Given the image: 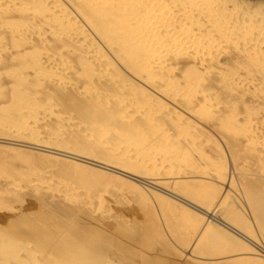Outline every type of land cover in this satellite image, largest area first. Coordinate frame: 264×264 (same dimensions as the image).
Returning a JSON list of instances; mask_svg holds the SVG:
<instances>
[{
    "label": "bare ground",
    "instance_id": "6f19581e",
    "mask_svg": "<svg viewBox=\"0 0 264 264\" xmlns=\"http://www.w3.org/2000/svg\"><path fill=\"white\" fill-rule=\"evenodd\" d=\"M32 41L62 45L65 49L61 51L68 58L69 54L76 56L79 76L74 82L61 81L59 86L74 91L85 102L88 114L94 116L91 120L83 118L84 122H80L77 118L69 121L62 113L39 108L37 104H34L36 107L30 105L33 107L30 110L29 104H33V99L43 91L40 92L39 88L47 80L52 81L48 76L49 67L56 64L63 71L67 68L72 70L71 64L63 56L60 57L61 51L57 58H52L47 52L35 48ZM3 57L12 58V64L15 60L24 59L36 65L29 66L28 63L19 66L20 69L15 68L4 79L8 80L6 85H2L3 79L0 80V88L6 86L5 91L11 93L9 103L7 100L1 102L0 109L18 115L15 120L0 118V131L6 135L25 139L28 144L45 152L115 169L153 191L160 188L170 195L173 192L163 189L160 184L168 179L186 177L188 180V177H193L188 167L191 164L187 162H194V159L199 160L198 164H206L207 168L200 164L206 169L203 179L220 183L218 180L222 172L218 170L219 167L213 168L203 160L201 150L206 144L205 140L195 143L193 138L198 137V133L196 136L194 134L198 130L197 125L209 122L208 125L216 128L222 143L230 140L244 146L243 149L255 161L253 163L251 159L254 170L260 172L264 179V6L261 3L244 0H0V59ZM29 80L35 81L39 88L30 85ZM222 100H229V107H223ZM188 118L193 122H189ZM48 124L77 130L90 142L105 148L114 159L136 162L154 172L162 168L167 171L176 168L173 169L176 170L174 178L135 174L115 162H103L96 157L91 158V155L52 147L53 144L47 142L44 133L42 135L40 132ZM116 137L120 140L112 142ZM131 139L138 141L139 150H136L137 147L135 151L127 148L129 144L126 142ZM236 164L235 168L239 166V163ZM8 178L6 181L0 178L1 189L9 186L8 193L4 194L6 200L12 201L15 195L41 185L37 186L35 180L34 183L28 178ZM235 180L237 182L238 178L235 177ZM230 181L229 175L226 184L221 183L225 186L222 194L206 201L204 207L182 196L173 197L174 193L170 196L206 217V223L199 233L208 228L211 220L220 221L223 227L264 253L263 235L261 237L258 232L247 235L229 220L226 219L227 222L216 217L226 200L235 204L236 208L240 207L238 200L241 195L238 196L235 191L236 197L232 196ZM56 183L58 185V181ZM239 186L242 189L243 185ZM213 189L218 192L215 187ZM258 189L250 188L247 191L251 190L248 197L250 195V200L258 208V225L264 229V187ZM64 191L44 192L37 207L41 209L46 204L54 203L73 207L74 200L79 198L72 200V195H66ZM115 192H112V199ZM93 195L91 197L94 199ZM82 199L79 200L81 204ZM52 212L51 217H56ZM199 236L197 234L196 237L199 239ZM257 241L263 248L257 246Z\"/></svg>",
    "mask_w": 264,
    "mask_h": 264
},
{
    "label": "rangeland",
    "instance_id": "374dc122",
    "mask_svg": "<svg viewBox=\"0 0 264 264\" xmlns=\"http://www.w3.org/2000/svg\"><path fill=\"white\" fill-rule=\"evenodd\" d=\"M244 1L261 3L264 6V0ZM32 43L41 52H47L52 55V58H57V54H60L61 50L65 49L59 44L48 43L47 45L45 43L44 45L35 41H32ZM62 56L65 61L69 62V65L71 64L70 66L74 71L69 68L63 71L54 64L55 66L53 65V67L47 69L50 73L48 76L58 84L47 80L50 84H47L46 81L41 86L42 88H39L35 81L29 80L30 85H36L33 86L34 88H39L40 92L43 90L33 99L34 103L31 101L33 104L30 103L29 106L34 107L37 104V107L40 105L39 108L44 107L45 109L49 108L48 110L51 111L60 112L69 121L77 118L80 122H84V119L88 121L94 116H91L90 113L88 114L86 107H84L85 102L74 91L73 93L72 90L70 91L63 85L62 87L59 86L61 81L74 82L79 76L76 68V56L74 58L72 54H69L68 58V55L63 52L60 57L62 58ZM28 63L29 66H36L34 62L32 64L31 61L24 59L21 61L15 60L12 64V58H1L0 80L3 79V82L0 81L3 83L1 84L6 85L8 80L4 81V79H7L16 69H20L21 67L19 66L23 67L28 65ZM53 76L56 77L54 78ZM5 87L1 86L0 88V103L6 102V100L9 103L8 100L11 98V93L5 91ZM219 96L222 97V94H219ZM221 102L223 107H229L231 103L229 100H222ZM31 106L30 108L32 109H29L33 110ZM34 109L36 110V108ZM0 115V118L4 117L6 119L9 117L10 120H15L18 116L12 112H3L1 109ZM188 119L189 122H193L192 119ZM86 121L84 124L87 123ZM207 123L205 122L201 126L197 125L198 130L193 133L195 136L198 133V137L193 138L195 143L196 141L205 140L206 147L204 146L201 150L204 157L203 160L213 165V168L219 167L218 170H220V173L222 172L221 178L218 180L220 183L217 184V182L203 179L206 169L204 170L202 166L207 168L206 164L199 162L201 165L203 164L201 166L197 163L199 160L196 161L194 159V162H187L193 166H188L193 177H188V180L186 177L181 179L170 178L171 180L162 181L160 186L176 194L174 196L172 193L173 197L182 196L196 205L204 207L207 205L208 200L222 194L225 186L221 183L226 184V180L230 175V186L232 185L230 188L233 191L231 192L233 195H231L233 197H236L235 194L241 195H238L240 200H238L239 203L237 202L240 207L236 208L235 204H230L225 199L226 202L220 206L216 217L225 221L229 220L233 226L247 235H256L258 232L263 237L264 229L258 225L257 216L259 211H257L258 208L250 200V195L248 197V193L251 190L247 191V189L256 188V191H258V188L264 187V179L260 172L254 170L253 163L255 161L243 149L244 146L242 144H236L230 140L222 143V138L216 133V128ZM42 129L45 130H41L40 127V132L42 135L44 133V136L48 139H45L47 142L53 144L52 147L64 148L76 154L91 155L93 156L91 158L96 157L97 160L103 162H115L130 169L135 174L138 173L147 177L157 175V177L174 178L173 173L176 170L173 169L176 168H170L168 171L162 168L154 172L152 169L141 166L136 162L121 161L118 158L116 160L109 155L110 153L105 148L98 147V145L90 142V139L83 137L77 130L72 128H57L54 124H48L47 127L45 126ZM211 131L215 132L212 133ZM133 139L126 142L129 144L127 148L135 151L137 147L136 150H139L140 144ZM117 140L120 139L116 137L111 141L117 142ZM218 142H221V144ZM28 143L25 139L9 136L0 131L1 180L6 181L8 177L10 179L21 177L22 180L27 178L33 182L35 180L37 186L41 184L37 187L39 188L38 190L35 188L36 186L31 187L37 191L27 189L29 191L25 190L26 192L23 191L20 193L21 195H15L14 197L16 198L12 199V201L10 199L6 200L4 196V194L8 193L9 186L6 185V188L4 186L2 189L0 188V264H19L20 259L22 264H264L263 252L255 249L246 240L223 227L220 221L211 220L212 222L210 221L208 228L199 233L206 223V217L190 207H186L185 204L178 203L177 199L170 196L172 194L168 195L166 191L160 188H158L159 190L157 189L158 191H153L154 189L151 190L147 185L137 183L115 169L91 161L86 163L68 159L55 152H45ZM211 153L213 154L211 155ZM208 156L211 158L209 159ZM251 159L253 163H251ZM229 160H231V163ZM236 163H239V168H235ZM249 164L252 165L250 166ZM232 167L233 170L231 169ZM232 173L234 175L236 173L235 177L238 178L239 182H236ZM160 174L162 175L160 176ZM195 176L199 178L194 179ZM50 178L57 180L59 186L56 183L57 181L55 182L54 180L55 184ZM260 182L261 185H258ZM250 183L252 184L250 185ZM239 184L244 187L242 186L241 189ZM52 187L55 188L52 189ZM71 187H73V191ZM214 187L218 191L217 193L214 191ZM47 189H51V193L52 190L55 193L57 191L62 193L67 189V192L66 190L64 192H66V195L67 193L72 195L73 198L68 196L70 199L73 200L77 197L79 199L74 200L75 205L71 208L60 203L59 205L54 203L46 204L40 209L37 207V203L43 199L44 192H47ZM107 189L110 190L107 191ZM111 190L112 192L114 190L117 191L113 199L112 196L114 194H112ZM50 191L48 192L50 193ZM235 191L238 193H235ZM212 192H215L214 195ZM87 194H89V197L94 194V199L93 197H91L92 199L89 198ZM80 199L83 200L81 201L82 204L79 203ZM98 200L99 202H97ZM105 200H107V203ZM110 200L111 202H108ZM84 201L87 202L84 204ZM51 212L54 214L53 216H56L54 217L55 219L51 217ZM194 227L197 228L194 229ZM197 234L198 236L200 234L199 239L196 237ZM257 244V246L263 248L259 241H257ZM192 245L193 248L191 249ZM1 250L3 251L1 252Z\"/></svg>",
    "mask_w": 264,
    "mask_h": 264
}]
</instances>
